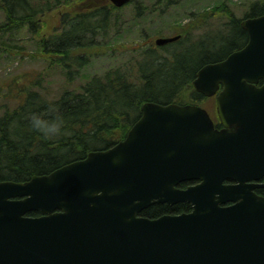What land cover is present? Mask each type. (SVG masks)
<instances>
[{
    "label": "water",
    "instance_id": "water-1",
    "mask_svg": "<svg viewBox=\"0 0 264 264\" xmlns=\"http://www.w3.org/2000/svg\"><path fill=\"white\" fill-rule=\"evenodd\" d=\"M241 24L247 43L193 80L222 128L198 104L150 100L115 145L0 180V264H264V14ZM180 202L192 210L142 214Z\"/></svg>",
    "mask_w": 264,
    "mask_h": 264
},
{
    "label": "trees",
    "instance_id": "trees-1",
    "mask_svg": "<svg viewBox=\"0 0 264 264\" xmlns=\"http://www.w3.org/2000/svg\"><path fill=\"white\" fill-rule=\"evenodd\" d=\"M75 1L82 0H0V11L4 15L0 23V58L5 53L23 51L22 46L11 43V40L28 29L32 35L40 37L41 49L34 56L43 57L49 65L65 69L71 84L93 56L112 47L108 35L110 27L116 24L118 13V8L107 0H88L84 4ZM62 6L65 26L62 33H58L52 29L61 21ZM263 13L264 0H257L247 14ZM239 20L236 15L232 16L230 26L233 27L225 33L223 41L229 42L226 52L216 50L208 53L207 50L194 52L195 55L186 54L181 50L188 44L184 40L176 42L174 50L166 55L149 48L144 53L143 63L142 59L128 70L116 68L103 75L87 77L78 89H66L59 98L52 100L39 91L31 90L27 87L29 85H20V93L15 92L14 97L19 98L23 92L25 100H20L14 107L2 104L0 180L24 181L34 174L49 173L65 163L85 158L91 150L113 146L126 137L141 115L142 103L147 100L159 103L202 101L205 96L193 86L197 71L203 64L222 59L243 46L248 36ZM194 22L196 27L202 19ZM193 26H185L183 33L192 31ZM210 35L197 39L200 49H207L204 42ZM49 106L58 108L65 121L63 133L51 138L33 130L29 123L31 113L47 114ZM190 210L187 202L174 205L156 203L142 214L154 218Z\"/></svg>",
    "mask_w": 264,
    "mask_h": 264
},
{
    "label": "rangeland",
    "instance_id": "rangeland-1",
    "mask_svg": "<svg viewBox=\"0 0 264 264\" xmlns=\"http://www.w3.org/2000/svg\"><path fill=\"white\" fill-rule=\"evenodd\" d=\"M87 1L75 2L84 4ZM255 1L257 0H133L119 9L116 24L110 27L108 39L112 47L105 53L93 56L91 62L83 67L82 74L71 84L67 80L69 77L65 69L49 65V61L43 57L34 56L41 49L40 37L32 35L28 29H25L11 40V43L22 46L23 51L17 54L5 53L0 58V115L4 113L3 103L14 107L20 100H25L26 95L23 92L18 96L19 98L14 97L16 93H20V85H29L27 87L31 90L39 91L52 100L59 98L66 89H78L86 82L87 77L92 75H103L106 71L116 68L131 69L144 58V53L149 48L155 49L160 55H166L174 50L175 43L166 48H158L155 46V39L183 33L184 27L188 24L194 26L192 31L183 33V40L188 44L181 48L182 52L186 54L203 53L207 50L208 53L216 50L226 52L229 42L223 41V38L230 27H233L230 26V18L235 15L238 18L244 17L249 11V6ZM138 7L139 11H137ZM62 10L63 6L60 11ZM59 19L61 23L58 22V29L56 26L52 29L58 33H60L59 27L65 26L61 16ZM201 19L202 22L195 27L194 21ZM3 20L4 15L0 11V23ZM208 34L211 35L204 42L207 49H200L197 39ZM212 48L216 49L210 51ZM16 80H18L17 85H15ZM199 103L209 108L211 98H205Z\"/></svg>",
    "mask_w": 264,
    "mask_h": 264
},
{
    "label": "clouds",
    "instance_id": "clouds-1",
    "mask_svg": "<svg viewBox=\"0 0 264 264\" xmlns=\"http://www.w3.org/2000/svg\"><path fill=\"white\" fill-rule=\"evenodd\" d=\"M29 123L33 130L47 138L61 135L65 129L64 117L55 106H49L47 114L31 113Z\"/></svg>",
    "mask_w": 264,
    "mask_h": 264
},
{
    "label": "flooded vegetation",
    "instance_id": "flooded-vegetation-1",
    "mask_svg": "<svg viewBox=\"0 0 264 264\" xmlns=\"http://www.w3.org/2000/svg\"><path fill=\"white\" fill-rule=\"evenodd\" d=\"M250 8H248V9H251V7H252V4L249 6ZM63 16H64V12L62 11L61 12V19L63 18ZM252 16H257V15H248L247 13H246V15L244 16V18H246V17H252ZM231 20H232V18H230V22H231ZM242 20H243V18H240V20H239V24H240V26L242 27ZM63 21V20H62ZM63 28V26H61V27H59V31L61 32L62 29ZM64 29V28H63ZM245 30V29H244ZM246 31V30H245ZM246 33H247V31H246ZM176 35V34H175ZM247 36H248V33H247ZM248 38H249V36H248ZM248 38H247V41H248ZM62 39V38H61ZM247 41H246V43H247ZM245 43V44H246ZM244 44V45H245ZM263 83V80H261L259 83H258V86H260L261 84ZM143 105V104H142ZM142 105H141V116H142ZM204 106V105H203ZM205 107V106H204ZM207 109H208V111L210 112L211 110L213 111L212 113H211V116L213 117V119H214V121H215V123H216V125H217V127H219V128H222L223 127V124H222V122L220 121V118L218 117V114H215V111L217 112V96L215 95V96H213V97H211V107H209V108H211V109H209L208 107H206ZM218 113V112H217ZM218 120V121H217ZM226 183H233V181H231V180H226L225 181ZM255 183H258V184H262V185H259V186H257L255 189H254V191L256 192V193H258V194H260V195H263L264 196V177H262L261 179H259V180H257V181H254ZM183 183H184V186H183ZM193 183H196V181H186V182H181L180 184H179V186L180 187H187L188 185H191V184H193ZM227 204H231V202H228ZM190 206H191V204H190ZM149 208V207H148ZM147 209V208H146ZM191 209H192V206H191Z\"/></svg>",
    "mask_w": 264,
    "mask_h": 264
}]
</instances>
